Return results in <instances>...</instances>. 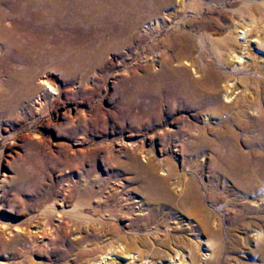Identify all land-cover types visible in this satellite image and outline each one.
<instances>
[{
  "label": "bare ground",
  "instance_id": "obj_1",
  "mask_svg": "<svg viewBox=\"0 0 264 264\" xmlns=\"http://www.w3.org/2000/svg\"><path fill=\"white\" fill-rule=\"evenodd\" d=\"M17 1L14 7L4 1L0 43L10 36L8 27L18 25L24 0ZM136 9L146 11L151 19H162L160 28L174 24L189 29L197 39L195 43L190 33L178 28L179 35H168L158 43V48L163 46L157 48L161 56L156 70L137 75L135 133L145 138L144 132L162 133L146 139L155 147L142 151V159L131 151L122 158L104 157L105 177L94 165L92 179L78 182L74 205L68 210L62 199L59 205L47 206L41 212L46 222L36 226L29 241L23 240L25 245L33 243V256L43 246L49 248L42 244L51 234L48 226L55 216L62 223L67 220V227L75 231L73 247L86 245L74 254L73 249L65 250L64 264H135L136 259L139 264H176V258L198 253V264H264V0H137ZM24 83L25 79L0 71V109L11 108L10 100L14 109L20 108ZM49 87L53 90L57 84L48 76L34 85L36 90ZM36 104H44L42 96ZM172 115L177 116L172 124L178 129L162 131L170 126ZM138 146L137 151L144 149ZM158 147L165 158H159ZM135 195H141L145 204L188 213L179 224L188 232L190 246L182 242L185 236L175 238L167 258L162 254L165 241L122 236L117 221L129 220V231L139 227L130 221V206L145 205ZM72 196L71 190L67 199ZM154 213L146 218H154ZM160 229L157 223L155 230ZM171 229L173 233L177 226L167 227L169 237ZM1 235L0 250L8 255L2 264H15L20 253L13 250L21 236L3 243ZM107 236L112 242L100 246ZM211 241L222 243L219 253L211 251ZM33 261L26 258L23 264H40Z\"/></svg>",
  "mask_w": 264,
  "mask_h": 264
},
{
  "label": "rangeland",
  "instance_id": "obj_2",
  "mask_svg": "<svg viewBox=\"0 0 264 264\" xmlns=\"http://www.w3.org/2000/svg\"><path fill=\"white\" fill-rule=\"evenodd\" d=\"M4 1L0 2L1 12L7 9ZM6 1L10 7L17 6V0ZM136 2L24 0L18 25L8 27L10 36L0 43V71L25 79L20 108L14 109V101L10 100L7 103L14 110L11 114L8 112L11 108L0 109V233L3 243L21 236L13 250L20 253L15 264H23L26 258L40 264H50V259L64 264L65 250L73 249V254L84 250L86 245L72 246L77 236L70 225L67 227V220L62 223L63 219L55 216L48 226L51 234L42 244H49V248L43 246L39 255L33 256V243L25 245V241H29L36 226L43 227L46 220L41 212L47 206L59 205L62 199L68 210L74 205L79 197L78 182L86 177L87 182L92 179L90 172L94 165L99 175L106 176L104 157L113 154L122 158L131 151L142 159V151L155 147L146 139L156 132L162 133L161 130L144 132L146 138L135 133L132 117L137 75L156 70L161 56L158 49L163 46L158 48V43L168 35H179L175 34L178 28L190 33L195 43L197 39L189 29L176 28L174 24L160 28L162 19H151L146 11L136 9ZM44 76L55 80L57 87L36 90L34 85ZM39 96L44 103L41 107L36 104ZM176 117L172 115L168 121L170 126L162 131L177 130L172 124ZM138 145L144 149L137 151ZM160 148L159 158L163 159L166 156L160 153ZM71 190L73 196L67 199ZM135 197L145 205L143 209L139 205L130 206V221L139 227L129 231L126 229L129 220L117 221L122 236L137 234L144 238L151 236V241L156 243L165 241L162 254L167 258L175 238L185 236L182 242L185 247L190 246L191 238L179 224L188 219V213L145 204L141 195ZM143 210L144 216H141ZM152 212L154 218H146ZM140 216L142 219L136 220ZM190 217L200 222L195 216ZM157 223L159 231L155 230ZM169 225L177 226L173 233L170 230V237L166 234ZM22 229L28 231L21 232ZM110 242L111 236H107L99 244L104 247ZM221 247L220 241H214L211 251L220 252ZM20 255L24 256L18 259ZM191 256L184 254L183 258H176V264L200 262L199 253ZM216 256L207 261H214ZM7 257L0 250V264ZM135 264H139L138 259Z\"/></svg>",
  "mask_w": 264,
  "mask_h": 264
}]
</instances>
